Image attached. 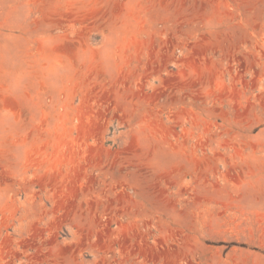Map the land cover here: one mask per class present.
I'll use <instances>...</instances> for the list:
<instances>
[{"label":"rangeland","instance_id":"rangeland-1","mask_svg":"<svg viewBox=\"0 0 264 264\" xmlns=\"http://www.w3.org/2000/svg\"><path fill=\"white\" fill-rule=\"evenodd\" d=\"M0 264H264V0H0Z\"/></svg>","mask_w":264,"mask_h":264}]
</instances>
